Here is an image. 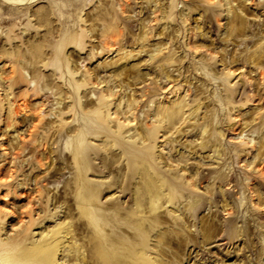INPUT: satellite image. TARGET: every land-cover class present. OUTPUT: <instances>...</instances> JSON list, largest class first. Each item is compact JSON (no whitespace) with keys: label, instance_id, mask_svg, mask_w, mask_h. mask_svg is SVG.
I'll return each mask as SVG.
<instances>
[{"label":"rangeland","instance_id":"1","mask_svg":"<svg viewBox=\"0 0 264 264\" xmlns=\"http://www.w3.org/2000/svg\"><path fill=\"white\" fill-rule=\"evenodd\" d=\"M86 100L92 104L83 110ZM181 101L183 120L160 128L157 143L144 142L165 125L159 110ZM82 113H101L109 133L88 136L90 157L75 158L68 125ZM50 127L67 131L51 137ZM76 162H90L88 170ZM198 167L213 171L195 186L196 196L178 191L180 202L162 214L168 224L141 236L144 257L149 264H264V0H0L3 240L29 226L26 245L43 237L70 244V235L53 233L100 230L115 223L120 205L134 209L130 194L147 183L171 173L191 182ZM219 174L227 180L214 188L227 195L207 202L189 230L194 236L200 221L215 220L219 233L168 243L163 257L160 230L174 241L172 220L201 202ZM85 194L93 202L87 207Z\"/></svg>","mask_w":264,"mask_h":264},{"label":"bare ground","instance_id":"2","mask_svg":"<svg viewBox=\"0 0 264 264\" xmlns=\"http://www.w3.org/2000/svg\"><path fill=\"white\" fill-rule=\"evenodd\" d=\"M77 91L78 89H76L75 92H71V98H76ZM113 94L112 89L107 93L108 97ZM90 104H92L91 100H86L85 103L81 104L82 109L85 110ZM185 107L186 103L181 101L176 102L172 106L160 109V122H164L165 125L154 128L152 130L153 133L149 137L143 138V141L149 140V143H157V139L154 135L157 134L162 127L169 131L174 129L176 124H179L183 120L182 115H184ZM78 122L79 124L75 125V127H72L71 124L68 125V129L75 134V141H72L68 146L69 151H71L72 156L75 158L79 156L83 157L85 154L90 157L88 150H91V147L86 143L88 141V136L91 134L103 135L109 132L107 129H104V120L101 113H97L96 116L82 113ZM130 123L132 122L129 120L128 125ZM62 127L58 129L50 127L47 132L51 137L56 136V134L60 137L67 131V128L64 131ZM141 131L144 132V130ZM118 134L119 132L111 133V137L114 141H116L115 139L118 137ZM207 144V142H204L202 145L200 144L199 147L204 149L207 147ZM132 146L128 144L120 147H122L121 149L123 151H128L130 150L129 147ZM142 149L146 150V146L142 147ZM109 150L112 151V147H110ZM147 152L146 156H148ZM89 163L90 162L81 164L76 162L75 164L76 168H78L81 173H84L88 170ZM106 168L112 169L113 166L109 163L106 165ZM154 170L159 171L156 166ZM212 171L213 168L198 167L196 178H193L191 182L187 181V178L184 179L182 176L183 174L177 176L175 173L165 175L158 180L154 179V184L147 183L143 189L140 188L138 191L130 194V198L135 204L134 209L130 210L128 207L120 205V207L112 211L115 212V214H113L114 217H116V220H114L115 223L112 224L109 222V225L106 223L100 230L98 229L99 225H97V227H88L87 230H83L80 227H78V229H71L68 227L59 229L53 233L70 235L71 238L73 237V242L70 244H62L59 241L53 244L52 242L54 240L43 237L42 241L39 240L37 244L33 242L26 245L21 237L24 236L29 226L20 233H17L18 239L9 241L10 238H12L9 237L3 240L1 238L2 226L0 225V264H149L148 260L144 257L146 251L149 249H147L148 243L145 238H148L147 236H150V233L158 229L160 225L168 224L169 220L167 217L162 216V214L168 213L167 207H173L175 203L180 202L179 197H177L178 191H185L190 196H196L198 193L194 191L195 186L198 184L201 185L206 181L208 174ZM14 173L15 171L13 170L9 177H13ZM0 180H3L1 175ZM225 180H227L226 177L223 174H219L217 178L213 180L212 186L207 188L201 202L199 199H194L189 207V213H183L184 216L181 220H172V229L178 230L176 233H173L175 239L172 238V240L174 241H171V238L160 230L158 237L161 239L158 241L159 245L157 246L163 257L169 253L166 249L168 243L172 242L173 244L181 245L183 243L197 242L198 236L202 239H209L219 233L220 225L217 221L202 220L200 222L204 223L203 226L197 231V234L192 236L189 233V230H191L190 220L196 219L195 223L199 221L197 214L207 202L213 205L219 197L225 198L227 195L226 193L219 194L214 188L218 185V181L223 182ZM166 183L170 184V190L165 193L163 187ZM231 184L232 182L230 181L229 185ZM238 186V183H233L232 185L234 188H238ZM83 202H85L83 206L87 204L86 207L93 204L88 194H85ZM231 209H234V207H231ZM231 226L234 225L232 224ZM185 231L188 233L185 234ZM84 233H92L96 235L97 238L96 240L89 239L87 242L82 241L81 244H78L76 238ZM226 235H229V231L226 232ZM46 245L49 246L43 250V246ZM60 252L63 253V258H66L62 263H59L57 258ZM140 260L143 261L140 262Z\"/></svg>","mask_w":264,"mask_h":264}]
</instances>
